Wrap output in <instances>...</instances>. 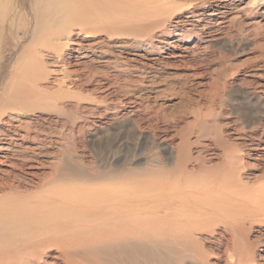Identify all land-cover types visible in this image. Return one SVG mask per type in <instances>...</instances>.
Returning a JSON list of instances; mask_svg holds the SVG:
<instances>
[{"label": "rangeland", "instance_id": "obj_1", "mask_svg": "<svg viewBox=\"0 0 264 264\" xmlns=\"http://www.w3.org/2000/svg\"><path fill=\"white\" fill-rule=\"evenodd\" d=\"M13 1L0 264H264V0H93L48 46L36 0ZM166 181L167 202L141 200ZM103 188L126 193L121 218L50 209L53 190Z\"/></svg>", "mask_w": 264, "mask_h": 264}, {"label": "bare ground", "instance_id": "obj_2", "mask_svg": "<svg viewBox=\"0 0 264 264\" xmlns=\"http://www.w3.org/2000/svg\"><path fill=\"white\" fill-rule=\"evenodd\" d=\"M91 1L93 0H36V4L33 7L34 16H35V26L32 33L33 35L32 42H36V44H40L39 43L40 39L42 36H44L46 39L40 45L43 44V46H48L49 45L47 42L48 40H52L53 38L54 39L62 38L63 34L64 35L66 34L65 38L67 37L69 38V34L71 33L73 26H80V29L84 30L85 28L81 27V23H83L85 17L92 15L93 14L92 12H94L92 11V8L89 9L86 6V4ZM82 3L83 5H80ZM95 8H98V6L95 5L93 9ZM17 12H18L17 6L15 5L13 0H0V31L1 32L3 31L2 28L5 25L7 24L13 25V21L16 17L15 13ZM95 13L97 12H94V15H96ZM96 16L98 17V15ZM93 17L91 19H93ZM94 27L95 29H98L99 25H94ZM26 28L29 29V25L28 27L26 26ZM27 29L24 30L23 32L25 31L27 32ZM72 42L76 44L79 43V41H75V40H73ZM28 62L26 64L27 67L31 68L34 74L41 70L42 64L39 63V61L32 60ZM3 143H7V141ZM1 148L3 150L12 149V147H10V144H3ZM12 150L15 151V148H13ZM176 175L177 172L175 169L168 171L167 179L168 180L173 179L174 177H176ZM167 182L169 181L152 184L151 191L153 192V194H149V197L146 198L142 197L141 200L143 201L155 200L157 201V204H160L159 202L160 199L158 200L152 199L151 195H156V197L158 198L161 197V199L164 200V202H167L168 199L165 192V187L168 185ZM103 190L108 191V193L103 195L89 193L83 196L73 195L71 191L56 192L55 190H53L50 194L56 197L50 196V200L52 204L51 205L52 208L50 209H56L58 205L59 206L69 205V206H73V208L92 206L98 210L106 209V211H108L110 214L115 215V217L121 218L124 212L123 209L125 208L126 205V199H125L126 193L122 189L116 190L111 188H107V189L103 188ZM13 205L17 207L19 204L13 202ZM29 205L31 208H33V205L31 203Z\"/></svg>", "mask_w": 264, "mask_h": 264}]
</instances>
